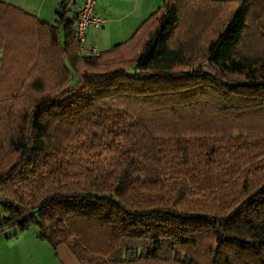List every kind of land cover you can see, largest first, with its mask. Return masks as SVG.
I'll return each mask as SVG.
<instances>
[{"label": "trees", "instance_id": "16d2710c", "mask_svg": "<svg viewBox=\"0 0 264 264\" xmlns=\"http://www.w3.org/2000/svg\"><path fill=\"white\" fill-rule=\"evenodd\" d=\"M0 1V233L83 264H264V0H164L82 52Z\"/></svg>", "mask_w": 264, "mask_h": 264}, {"label": "crops", "instance_id": "0c3cea01", "mask_svg": "<svg viewBox=\"0 0 264 264\" xmlns=\"http://www.w3.org/2000/svg\"><path fill=\"white\" fill-rule=\"evenodd\" d=\"M54 23L57 7L64 0H0ZM164 0H97L96 12L105 18L102 27L91 26L84 43L86 49L99 51L125 41L139 25L156 11ZM69 17L74 16L70 11ZM0 264H83L65 244L56 249L37 237V231L14 229L0 233Z\"/></svg>", "mask_w": 264, "mask_h": 264}, {"label": "built area", "instance_id": "2783aa9c", "mask_svg": "<svg viewBox=\"0 0 264 264\" xmlns=\"http://www.w3.org/2000/svg\"><path fill=\"white\" fill-rule=\"evenodd\" d=\"M71 11L74 12L77 22V40L81 45L82 52L86 54H98L96 46L86 49L84 43L87 39L88 30L91 26L102 27L105 18L96 12L97 0H70Z\"/></svg>", "mask_w": 264, "mask_h": 264}, {"label": "rangeland", "instance_id": "374dc122", "mask_svg": "<svg viewBox=\"0 0 264 264\" xmlns=\"http://www.w3.org/2000/svg\"><path fill=\"white\" fill-rule=\"evenodd\" d=\"M14 229H16V228H10V229H8V230H9V231H12V230H14ZM30 230L38 231V226L35 224V225H33V226L30 228Z\"/></svg>", "mask_w": 264, "mask_h": 264}]
</instances>
